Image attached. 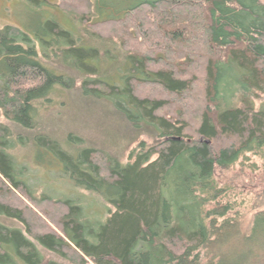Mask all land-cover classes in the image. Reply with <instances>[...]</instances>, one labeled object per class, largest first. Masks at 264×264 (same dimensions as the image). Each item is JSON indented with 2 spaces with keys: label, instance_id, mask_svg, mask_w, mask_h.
<instances>
[{
  "label": "trees",
  "instance_id": "obj_1",
  "mask_svg": "<svg viewBox=\"0 0 264 264\" xmlns=\"http://www.w3.org/2000/svg\"><path fill=\"white\" fill-rule=\"evenodd\" d=\"M115 1L28 0L52 14L0 26V217L21 224L0 222V264H251L254 251L261 264L264 212L245 226L215 176L249 154L264 177V0ZM73 88L153 144L122 163L41 129ZM19 145L35 164H19ZM35 168L111 209L88 219L72 198L36 196Z\"/></svg>",
  "mask_w": 264,
  "mask_h": 264
},
{
  "label": "rangeland",
  "instance_id": "obj_2",
  "mask_svg": "<svg viewBox=\"0 0 264 264\" xmlns=\"http://www.w3.org/2000/svg\"><path fill=\"white\" fill-rule=\"evenodd\" d=\"M46 1L57 4V0ZM24 2L25 0H0V26L9 24L21 26L29 17L32 21V16L36 17V20L52 14L47 7H43L33 14L34 11L29 9L28 0L25 3L26 7ZM115 2L119 3L120 1ZM54 16L63 27L73 29L75 33L79 31L80 27L77 26L76 20L71 19L70 14L65 10L56 11ZM89 44L88 39L86 45ZM48 62L53 63L57 68H62L56 65L57 60L54 56H51ZM76 87H78V83ZM59 99L64 102V105L57 106L54 110H42L43 115L38 123L41 129L55 138L64 139L68 133H71L76 140L82 141L84 146L101 149L122 163L128 162L134 151H139L142 146L146 150L155 140L149 134L139 133L138 130L132 129L125 121V116L119 113L118 108L104 101L84 97L78 88L64 91ZM12 153L20 165H33L36 162L35 153L27 145H19ZM247 158L249 160L244 162V167H240L237 162L231 169L216 172L215 176L220 185H228L231 190L229 196L231 195V199L236 202L235 209L237 208L236 211L240 214L239 219H242L245 226L251 221L254 213L264 212V177L262 169L259 168L262 162L258 157L249 154ZM254 163L255 169H253ZM28 172L30 173L28 183L34 184L33 189L36 196L45 194L53 199L72 198L83 206V212L88 219L96 216L99 213L98 210L102 211L105 216L106 209H111L109 204L95 194L72 186L62 178L59 170L56 172L58 174H55L57 177L49 176L44 170H36V168ZM0 222L21 228V224L13 220H5L0 217ZM230 248L224 247L225 250ZM41 250L45 257L60 260L51 253ZM255 252L253 258L249 256L251 264L257 263L255 262L257 255ZM245 255L247 254L245 253ZM260 263L264 264L263 258ZM84 264H93V262L85 259Z\"/></svg>",
  "mask_w": 264,
  "mask_h": 264
}]
</instances>
